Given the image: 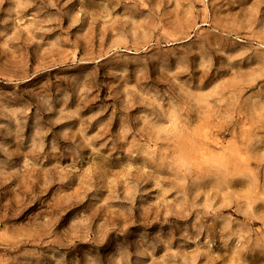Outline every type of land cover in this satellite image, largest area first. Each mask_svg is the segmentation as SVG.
<instances>
[{"label": "rangeland", "instance_id": "obj_1", "mask_svg": "<svg viewBox=\"0 0 264 264\" xmlns=\"http://www.w3.org/2000/svg\"><path fill=\"white\" fill-rule=\"evenodd\" d=\"M85 224L114 264H264V0H2L0 264Z\"/></svg>", "mask_w": 264, "mask_h": 264}, {"label": "clouds", "instance_id": "obj_2", "mask_svg": "<svg viewBox=\"0 0 264 264\" xmlns=\"http://www.w3.org/2000/svg\"><path fill=\"white\" fill-rule=\"evenodd\" d=\"M2 3V0H0ZM91 189L85 188V195L87 191ZM84 214L83 210L76 213L70 220L69 225L73 221H76L80 216ZM62 235L59 239L53 238L48 243L55 245V247L49 249L48 261L53 264H114L115 253L119 250L125 249L129 245V241L125 239L113 238V250L110 252H104L103 249L108 243L107 235L108 231H94L91 224H85L70 230H61ZM43 235H51L49 228L46 226L42 229ZM123 232L118 233V236H122ZM0 239H7L3 233H0ZM77 242L88 244L90 247L84 248L79 252H76L71 259H68V253L62 251V249L69 248L75 245ZM25 257L34 255V253H24ZM24 264H28L27 261ZM47 264V262H46Z\"/></svg>", "mask_w": 264, "mask_h": 264}]
</instances>
